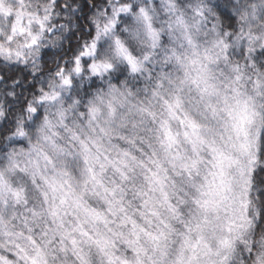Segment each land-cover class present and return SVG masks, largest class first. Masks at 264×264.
<instances>
[{"label":"snow or ice","instance_id":"6c2138e0","mask_svg":"<svg viewBox=\"0 0 264 264\" xmlns=\"http://www.w3.org/2000/svg\"><path fill=\"white\" fill-rule=\"evenodd\" d=\"M225 7L0 0V264H264V0Z\"/></svg>","mask_w":264,"mask_h":264},{"label":"trees","instance_id":"16d2710c","mask_svg":"<svg viewBox=\"0 0 264 264\" xmlns=\"http://www.w3.org/2000/svg\"><path fill=\"white\" fill-rule=\"evenodd\" d=\"M213 2L214 3H217V2L220 3L221 8H223V9L226 10V7L225 6L227 4V0H213ZM72 44H73V46H75V38L74 37L72 39ZM66 47H67V45H66ZM55 58H56V56L52 52H49L48 54L45 55L44 60L46 62V68L47 67H53L54 66Z\"/></svg>","mask_w":264,"mask_h":264}]
</instances>
